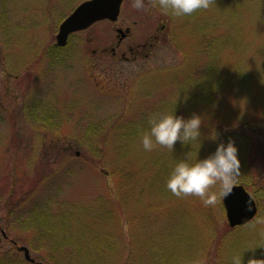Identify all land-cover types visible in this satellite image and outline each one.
Segmentation results:
<instances>
[{"label": "rangeland", "instance_id": "obj_1", "mask_svg": "<svg viewBox=\"0 0 264 264\" xmlns=\"http://www.w3.org/2000/svg\"><path fill=\"white\" fill-rule=\"evenodd\" d=\"M83 1L0 0V264H34L19 246L43 264H96L99 237L114 246L103 263L124 264L149 234L179 242L171 264L264 259V0H210L185 16L124 0L117 21L60 47L59 25ZM174 110L202 116L200 158L235 141L252 220L230 227L223 197L167 188L199 142L146 151L142 134Z\"/></svg>", "mask_w": 264, "mask_h": 264}, {"label": "clouds", "instance_id": "obj_2", "mask_svg": "<svg viewBox=\"0 0 264 264\" xmlns=\"http://www.w3.org/2000/svg\"><path fill=\"white\" fill-rule=\"evenodd\" d=\"M133 6L137 9L145 8V0H134ZM151 6L165 16H185L198 9H207L210 0H152ZM202 122L199 114L185 118L177 115L175 110L170 114H153L149 118L151 127L142 134V144L146 151L153 150L156 145L174 150L177 141L184 145L198 141L195 158L188 154L175 164L167 188L176 196L194 195L200 197L206 205H215L221 197L230 193L240 173L241 161L238 147L231 139L226 143H218L214 152L200 158ZM211 138L216 139V134ZM217 183L221 187L219 194L210 190ZM232 264H243V256H233ZM248 264H264V259L251 258Z\"/></svg>", "mask_w": 264, "mask_h": 264}, {"label": "water", "instance_id": "obj_3", "mask_svg": "<svg viewBox=\"0 0 264 264\" xmlns=\"http://www.w3.org/2000/svg\"><path fill=\"white\" fill-rule=\"evenodd\" d=\"M123 0H85L81 2L59 25L56 35L57 45H65L69 36L79 30L91 26L103 19L116 21L120 15ZM118 32L125 37L130 32V27L125 30L118 28ZM228 223L231 227L249 222L258 212L255 199L242 184H234L230 193L223 197ZM24 252V257L34 264H43L36 261L26 246H19Z\"/></svg>", "mask_w": 264, "mask_h": 264}, {"label": "trees", "instance_id": "obj_4", "mask_svg": "<svg viewBox=\"0 0 264 264\" xmlns=\"http://www.w3.org/2000/svg\"><path fill=\"white\" fill-rule=\"evenodd\" d=\"M60 47H62V46H60ZM187 155H188V153H187ZM47 233H45L43 235L44 236L46 234L50 235L52 233V231H49ZM154 237L157 240H155ZM148 238L149 239L145 238L141 242L138 241V245L135 244V240L130 242V247H129V253L130 254H131V252L135 251V247H138L137 251L139 253H143V254L140 255L141 257L137 256V258H135V255L128 257L127 262L124 264H171L173 262L172 259H173V256H175L176 251L172 250L170 248L178 247V245H179L178 241H177V243H174L175 245H172L170 248L165 247V246L163 248L162 244H160L159 236H155V235L150 236V234H149ZM92 244L98 253V254H96L97 257H95V255L91 254L92 256H94V260L97 261L96 264H100V259L102 260L101 264H107V263H103L104 256H102V253L106 254V252H107V250L104 246H105V244H107L111 248H114V246L109 245L107 243V241L101 237L94 238ZM118 244H121V243H118ZM2 259L5 260L6 258H2ZM35 259L37 261H42L38 258H35ZM95 261H93V262H95ZM113 264H116V263H113Z\"/></svg>", "mask_w": 264, "mask_h": 264}, {"label": "flooded vegetation", "instance_id": "obj_5", "mask_svg": "<svg viewBox=\"0 0 264 264\" xmlns=\"http://www.w3.org/2000/svg\"><path fill=\"white\" fill-rule=\"evenodd\" d=\"M129 34H130V33H129ZM129 34H127V35H129ZM155 37H156V36H155ZM155 37H154V38H155ZM129 49H130L131 53H135V52L137 51L133 46H130ZM112 52H113V54H115V53H116V49L113 48V49H112ZM122 56H123V57H127V55L125 54V52L122 54Z\"/></svg>", "mask_w": 264, "mask_h": 264}]
</instances>
